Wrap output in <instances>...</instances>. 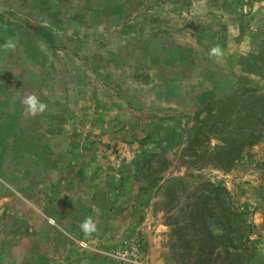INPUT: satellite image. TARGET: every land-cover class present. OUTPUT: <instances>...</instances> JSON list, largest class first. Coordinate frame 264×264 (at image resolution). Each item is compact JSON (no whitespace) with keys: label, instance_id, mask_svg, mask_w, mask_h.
Wrapping results in <instances>:
<instances>
[{"label":"rangeland","instance_id":"1","mask_svg":"<svg viewBox=\"0 0 264 264\" xmlns=\"http://www.w3.org/2000/svg\"><path fill=\"white\" fill-rule=\"evenodd\" d=\"M260 94L264 0H0V264H225L211 185L264 264Z\"/></svg>","mask_w":264,"mask_h":264},{"label":"trees","instance_id":"2","mask_svg":"<svg viewBox=\"0 0 264 264\" xmlns=\"http://www.w3.org/2000/svg\"><path fill=\"white\" fill-rule=\"evenodd\" d=\"M249 99L250 98L247 97L243 101L242 106H244L246 116H249V118L251 119H255V121L253 123L245 122L244 129L241 132L242 137L239 149L252 144L254 141L260 139L261 137L264 138V94L256 96L251 102H248ZM257 105H260V107L258 108ZM256 116H259L258 121H256ZM237 150H234L233 153H236ZM228 163L230 164V160L228 161ZM207 192L211 196L210 200H212L213 204H210L209 208L202 207L201 211L208 212L212 219L211 224L213 225V227L210 229V236L212 238V241L214 243L213 239L218 240L219 238L216 234H214L215 228L217 230L220 229V231H222L224 234L223 240H225L227 244V249H230V251L226 253L225 264H242L243 257H246L247 254L243 253L244 250L242 252V250L239 251L238 249V243L240 240L238 230L240 229V224H242L243 222L241 214L235 208H233L232 203H230L229 194L222 187L211 185L207 190H204L203 188L199 190V196H202ZM226 199L229 202L227 206L223 208L226 204ZM225 211L226 218L224 219V221L226 223V226L224 225V223L220 222V217H218L219 215L221 216V214L225 213ZM198 212L199 211H197L196 213ZM215 256V259L199 258V261H211V264H213L214 261L219 258L220 253H216Z\"/></svg>","mask_w":264,"mask_h":264},{"label":"clouds","instance_id":"3","mask_svg":"<svg viewBox=\"0 0 264 264\" xmlns=\"http://www.w3.org/2000/svg\"><path fill=\"white\" fill-rule=\"evenodd\" d=\"M3 47L7 50H14L16 48V44L12 38H9ZM219 54L220 50L218 47L211 49V55L215 56ZM20 103L24 106L25 112L33 118L37 115L43 114L48 108V105L42 102L35 93L21 97ZM80 229L86 237H90L97 231V227L91 217H87L80 224Z\"/></svg>","mask_w":264,"mask_h":264}]
</instances>
